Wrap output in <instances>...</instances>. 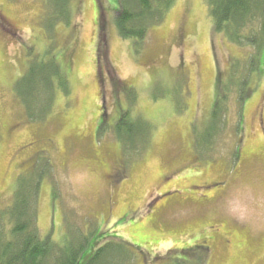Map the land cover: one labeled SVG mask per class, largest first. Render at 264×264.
<instances>
[{"label": "rangeland", "instance_id": "rangeland-1", "mask_svg": "<svg viewBox=\"0 0 264 264\" xmlns=\"http://www.w3.org/2000/svg\"><path fill=\"white\" fill-rule=\"evenodd\" d=\"M44 1L0 0L5 231L1 210L21 176L28 187L40 182V236L60 246L89 236L82 260L97 240L112 243L108 257L116 247L134 256L131 264H264V63L255 81L249 75L239 116L235 99L251 46L214 29L205 0H174L142 41L118 33L117 0H69L71 23L52 31ZM52 60L68 90L54 83L47 104L43 94L19 96L16 80ZM228 86L226 111L212 118ZM127 109L129 124L139 115L149 132L133 158L112 134Z\"/></svg>", "mask_w": 264, "mask_h": 264}, {"label": "trees", "instance_id": "trees-1", "mask_svg": "<svg viewBox=\"0 0 264 264\" xmlns=\"http://www.w3.org/2000/svg\"><path fill=\"white\" fill-rule=\"evenodd\" d=\"M173 1L117 0L114 24L118 33L122 37L132 36L138 41H142L149 26L159 23L163 19ZM44 2L43 17L45 21L47 19L50 21L51 31L59 22L71 23L69 0H45ZM205 2L208 15L216 31L223 33L227 40L235 45L251 46L253 49L244 60L243 79L235 85V99L239 106L237 112L239 116L244 102L253 91L252 86L247 87L249 75L255 72L252 77L255 81L264 63L262 57L264 51V0H205ZM100 40H102V36H100ZM60 67L58 62L53 60L45 66L39 67L35 64L30 68L28 66V74L22 75L15 82L17 94L23 99L43 94L47 104V99L52 100L55 95L52 91L54 83H58L62 91L68 90L67 80L64 79L66 76ZM53 76L57 78L56 82L53 81ZM32 80L33 82H31ZM218 82L220 86V80ZM229 88L228 86V88L222 89L216 96L212 108V118L222 113V108L226 111ZM26 107L28 110L30 109L27 105ZM128 114V109L121 112L113 125L112 134L121 145L123 155L126 158H133L147 148L149 132L146 127L141 126V119H139L141 116H132V120L136 121L135 126H132L126 119ZM236 127L237 130L240 129L239 123ZM107 128L101 123L98 128L99 135ZM137 138L140 141L139 144ZM19 179L12 206L1 210L8 212L7 215L11 222L6 231L0 225V264H120V260H124L122 264H131V258L133 259L134 256L129 257L117 247L114 257H108L109 248L112 246L110 241L96 246L97 240H95L94 253L91 257L82 260L81 256L89 247V236L83 235L81 238L72 239L69 244L61 246L50 241V236L41 237L36 225L37 204L35 203L40 182L36 180L33 187H28V177L20 176ZM205 259L206 257H198L196 262H192L179 257L176 258L174 264H204Z\"/></svg>", "mask_w": 264, "mask_h": 264}]
</instances>
